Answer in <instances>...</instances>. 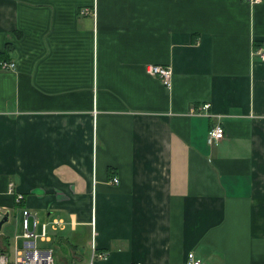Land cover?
Segmentation results:
<instances>
[{
  "label": "crops",
  "instance_id": "0c3cea01",
  "mask_svg": "<svg viewBox=\"0 0 264 264\" xmlns=\"http://www.w3.org/2000/svg\"><path fill=\"white\" fill-rule=\"evenodd\" d=\"M259 50L264 0H0V209L95 264H264Z\"/></svg>",
  "mask_w": 264,
  "mask_h": 264
},
{
  "label": "built area",
  "instance_id": "2783aa9c",
  "mask_svg": "<svg viewBox=\"0 0 264 264\" xmlns=\"http://www.w3.org/2000/svg\"><path fill=\"white\" fill-rule=\"evenodd\" d=\"M249 5H257L262 2V0H243ZM257 54L264 59V53L259 50ZM5 69H13V64H5ZM149 76L156 77L161 80L162 84L167 88L170 87V77L171 70L164 66H149L146 69ZM210 109L209 104L202 105L196 113L207 114ZM224 139V130L221 123H216L211 127L207 134V145L210 147L217 146ZM112 185H117V179L111 181ZM21 196L16 198L19 202ZM6 212L0 209V221L4 217ZM23 233L20 237H16L14 255L12 258L6 254L5 250L0 248V264H54L53 252L51 250H44L37 247V240L42 239L47 240L45 235L46 225L41 226L42 234L37 233V228L39 227V222L34 215H31L27 210L23 211ZM51 230H61L62 222L60 220H54L51 224ZM106 253H97L92 248V254L88 264H95L97 261H105L107 259ZM139 264V263H137ZM184 264H203L199 260H196L193 254H188Z\"/></svg>",
  "mask_w": 264,
  "mask_h": 264
},
{
  "label": "rangeland",
  "instance_id": "374dc122",
  "mask_svg": "<svg viewBox=\"0 0 264 264\" xmlns=\"http://www.w3.org/2000/svg\"><path fill=\"white\" fill-rule=\"evenodd\" d=\"M19 217L20 214L18 218ZM20 220L21 219H17V218L15 219L14 214L11 213L9 215L8 222L4 224L0 232V238H4V240L8 244V245L6 244L7 247L6 254L10 256V258H12L14 255L16 237H20L22 235ZM49 230L50 229L48 226L47 236L50 237L51 242L50 243L38 242V247L40 249L53 251L54 264H88L90 260V256H89L90 252L87 250L86 247L79 246L78 248H76V251L72 250L71 253L69 247H66L64 245H58L54 242L55 235L51 233Z\"/></svg>",
  "mask_w": 264,
  "mask_h": 264
},
{
  "label": "water",
  "instance_id": "95a60500",
  "mask_svg": "<svg viewBox=\"0 0 264 264\" xmlns=\"http://www.w3.org/2000/svg\"><path fill=\"white\" fill-rule=\"evenodd\" d=\"M9 220V215L8 213L4 215V217L2 218V220L0 221V232L2 230V227L4 226V224H6Z\"/></svg>",
  "mask_w": 264,
  "mask_h": 264
}]
</instances>
